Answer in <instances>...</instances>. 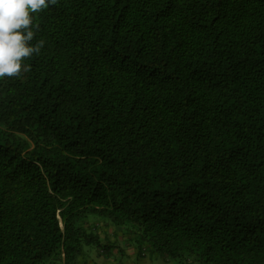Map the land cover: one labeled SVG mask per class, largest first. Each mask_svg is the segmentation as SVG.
<instances>
[{
    "label": "trees",
    "instance_id": "1",
    "mask_svg": "<svg viewBox=\"0 0 264 264\" xmlns=\"http://www.w3.org/2000/svg\"><path fill=\"white\" fill-rule=\"evenodd\" d=\"M35 23L41 53L0 79V264L111 254L91 215L139 257L264 264V0H58Z\"/></svg>",
    "mask_w": 264,
    "mask_h": 264
},
{
    "label": "clouds",
    "instance_id": "2",
    "mask_svg": "<svg viewBox=\"0 0 264 264\" xmlns=\"http://www.w3.org/2000/svg\"><path fill=\"white\" fill-rule=\"evenodd\" d=\"M58 0H0V79H15L29 70L23 63L38 56L45 41L33 40L39 30L36 14Z\"/></svg>",
    "mask_w": 264,
    "mask_h": 264
},
{
    "label": "rangeland",
    "instance_id": "3",
    "mask_svg": "<svg viewBox=\"0 0 264 264\" xmlns=\"http://www.w3.org/2000/svg\"><path fill=\"white\" fill-rule=\"evenodd\" d=\"M84 225L88 230H93L94 232H97L101 236L103 244H105V242L107 243L111 242L115 244L113 252L115 251V249L116 251L114 252V254L118 252V249H121L122 242L120 240V237L121 238L127 237L131 239L133 238V235H131L128 232V229L126 227L112 226L108 222L104 221L103 219L97 216H93V215L88 216L84 222ZM87 252L88 255L87 253H85L86 256H84V258L82 259V261L84 260L83 264H90V261H93L99 257L98 249L94 246L88 247ZM145 257L147 259L150 258L148 254H146ZM156 260L159 262V264H188V263L190 264L191 262H192L191 264H197L192 259H188L185 262H179L177 260L168 261V260H163L162 258Z\"/></svg>",
    "mask_w": 264,
    "mask_h": 264
},
{
    "label": "crops",
    "instance_id": "4",
    "mask_svg": "<svg viewBox=\"0 0 264 264\" xmlns=\"http://www.w3.org/2000/svg\"><path fill=\"white\" fill-rule=\"evenodd\" d=\"M120 240L122 242L121 249H118L116 254H114L116 249L114 252L113 249L109 256L99 254L97 259L90 261V264H159L156 259L139 257L137 247L131 238L120 237Z\"/></svg>",
    "mask_w": 264,
    "mask_h": 264
}]
</instances>
